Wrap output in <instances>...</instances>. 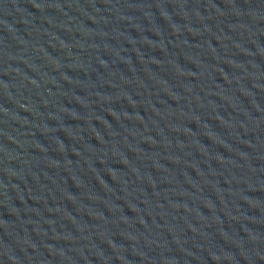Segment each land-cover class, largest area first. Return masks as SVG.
<instances>
[{"label":"water","instance_id":"1","mask_svg":"<svg viewBox=\"0 0 264 264\" xmlns=\"http://www.w3.org/2000/svg\"><path fill=\"white\" fill-rule=\"evenodd\" d=\"M217 0H0V159Z\"/></svg>","mask_w":264,"mask_h":264}]
</instances>
